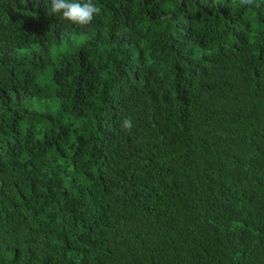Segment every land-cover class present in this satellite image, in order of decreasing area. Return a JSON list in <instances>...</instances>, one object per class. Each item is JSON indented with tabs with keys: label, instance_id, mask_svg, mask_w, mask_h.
I'll return each mask as SVG.
<instances>
[{
	"label": "trees",
	"instance_id": "obj_1",
	"mask_svg": "<svg viewBox=\"0 0 264 264\" xmlns=\"http://www.w3.org/2000/svg\"><path fill=\"white\" fill-rule=\"evenodd\" d=\"M47 3L0 0V264H264V0Z\"/></svg>",
	"mask_w": 264,
	"mask_h": 264
},
{
	"label": "clouds",
	"instance_id": "obj_2",
	"mask_svg": "<svg viewBox=\"0 0 264 264\" xmlns=\"http://www.w3.org/2000/svg\"><path fill=\"white\" fill-rule=\"evenodd\" d=\"M241 2L251 5L254 0H241ZM45 8L47 15H60L63 20L79 26L90 24L94 15L100 12V8L93 3V0H48ZM122 127L131 130V119H125Z\"/></svg>",
	"mask_w": 264,
	"mask_h": 264
}]
</instances>
